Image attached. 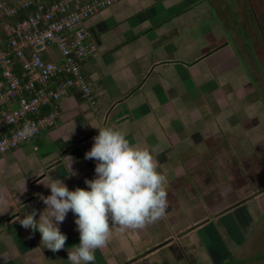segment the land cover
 <instances>
[{"label": "crops", "instance_id": "obj_1", "mask_svg": "<svg viewBox=\"0 0 264 264\" xmlns=\"http://www.w3.org/2000/svg\"><path fill=\"white\" fill-rule=\"evenodd\" d=\"M228 19L233 25L234 18ZM222 20L216 21V0H115L83 21L93 52L82 67L95 102L72 91L58 102L53 128L0 153V264H67V249L79 243L71 212L60 225L65 248L57 252L41 247L39 232L23 229L16 217L43 210L39 194H50L41 183L47 175L69 190L93 178L94 161L84 159L97 135L93 127L116 128L149 148L158 171L178 185L182 162L199 161V155L189 157L190 149H216L208 144L215 143L221 124L232 135L242 127L246 114L236 111L250 102L243 99L250 77L233 69L239 58L217 41ZM40 51L60 59L52 47ZM70 161L76 175L67 174ZM178 187H171L165 214L155 223L124 232L114 228L108 245L96 250V264H264V221L256 216L261 210L264 215V194L239 197L216 215V202L204 205L203 186L194 192L200 200L191 201L184 195L188 189ZM256 227L263 229L259 240L248 241ZM173 242L182 255L197 251L196 244L206 255L201 249L200 257H163Z\"/></svg>", "mask_w": 264, "mask_h": 264}, {"label": "built area", "instance_id": "obj_2", "mask_svg": "<svg viewBox=\"0 0 264 264\" xmlns=\"http://www.w3.org/2000/svg\"><path fill=\"white\" fill-rule=\"evenodd\" d=\"M114 1H0V153L53 128L58 102L72 91L94 104L82 67L93 47L82 23ZM51 47L58 61L40 51Z\"/></svg>", "mask_w": 264, "mask_h": 264}, {"label": "clouds", "instance_id": "obj_3", "mask_svg": "<svg viewBox=\"0 0 264 264\" xmlns=\"http://www.w3.org/2000/svg\"><path fill=\"white\" fill-rule=\"evenodd\" d=\"M93 127V126H92ZM85 160H93L94 176L85 187L69 190L47 175L41 183L50 194H39L43 210L33 208L16 217L25 230L39 232L41 247L57 252L65 248L67 235L60 225L71 212L79 243L67 249V264H96V250L106 247L116 228L120 232L143 229L161 219L168 207L167 177L147 147L137 146L113 127L96 126ZM67 174L76 175L71 170Z\"/></svg>", "mask_w": 264, "mask_h": 264}, {"label": "rangeland", "instance_id": "obj_4", "mask_svg": "<svg viewBox=\"0 0 264 264\" xmlns=\"http://www.w3.org/2000/svg\"><path fill=\"white\" fill-rule=\"evenodd\" d=\"M218 18L223 19L221 22L223 35H221V39L216 37V40L218 39V42L220 40L221 45L227 44L233 55L239 58L237 59L239 64L236 61V66L233 69L237 71L242 69L250 77V80L243 85L247 90L246 97L243 99H249L250 102L248 104L244 102L236 111L238 116L246 114V122L242 120V127L237 128L238 130L233 132V135L224 124H221L219 132L216 133L215 143L208 144L216 149H190L189 157L193 158L195 155H199L197 159L199 161H193L188 166L184 164L185 161L182 162L183 173L176 176L177 179L183 180L179 182V185L172 184L174 180L167 179L168 197L171 187L175 189L174 187L179 186L178 188L188 189V192L184 194L187 199L190 201L193 198L200 200L197 193L194 192L196 187H199L200 192L203 186L204 192L200 193V196L204 198V205L209 206L210 203L216 202V215H219L220 211L225 209L228 204L241 199L245 201V198L252 193L264 194V151H259L255 145L258 143V147L264 148V0H216V21ZM228 18H234L233 25ZM227 27L229 28L227 29ZM222 47L220 46L216 50ZM259 49L261 54L258 53ZM221 54H218L216 59L222 57ZM245 63L248 67L253 65L250 73L248 71L250 68H247ZM224 108L226 111L227 107ZM236 108L234 107V109ZM184 152L187 151L184 150ZM178 157L180 156L178 155ZM170 171L175 176L176 171L174 169H170ZM163 174L167 177L166 173L163 172ZM228 188L234 190H230L232 191L230 193H233L230 197L226 195ZM247 190L250 191L247 193L245 192ZM239 197L242 198L239 199ZM256 216L264 221L262 210L257 212ZM262 231L263 229L256 227L248 241L259 240ZM198 245L196 244L197 251L195 250L186 257H200L199 254L202 253V250L206 255V248L204 249L202 246L199 248ZM174 249L175 253L178 252L180 256L182 255L180 248L177 249L174 245ZM187 249L192 251V247ZM194 264H203V262L199 260Z\"/></svg>", "mask_w": 264, "mask_h": 264}, {"label": "flooded vegetation", "instance_id": "obj_5", "mask_svg": "<svg viewBox=\"0 0 264 264\" xmlns=\"http://www.w3.org/2000/svg\"><path fill=\"white\" fill-rule=\"evenodd\" d=\"M236 40V39H235ZM220 41V40H219ZM220 44V43H219ZM218 45V44H217ZM221 45V44H220ZM237 48V47H236ZM257 50V49H256ZM260 50V49H259ZM258 52V51H257ZM258 53H260L261 54V50L258 52ZM239 55V54H238ZM245 66H246V63L244 64ZM247 68H250V69H248V71H249V73H250V70H251V68L253 67V65H250L249 67L248 66H246ZM242 72H244V71H242ZM245 73V72H244ZM248 73V74H249ZM246 75V74H245ZM248 79V78H247ZM257 149L259 150V151H264V148L263 147H257ZM230 190H232V188H228V192H227V196H232V194L233 193H230V192H232V191H234V190H232V191H230ZM253 194V193H252ZM251 195V194H250ZM235 204V203H234ZM233 204V205H234ZM224 210V209H223ZM223 210H221L222 212H223ZM183 231V230H182ZM181 231V232H182ZM177 245V244H176ZM177 249L178 248H180V247H176ZM166 250L168 251V257H176V256H178V255H176L175 253H173V252H175V249H174V242H173V244L171 245V246H169L168 248H166ZM163 251V250H162ZM141 254V253H140ZM145 254V253H144ZM144 254H142L141 256H138V257H143V256H145ZM156 256L157 257H159L160 255L159 254H156ZM167 256H163V257H167ZM187 255H182V257H186ZM152 257H155V255H153ZM150 260V259H149ZM142 264H152L151 263V261H149L148 262V259H145V260H143L142 261Z\"/></svg>", "mask_w": 264, "mask_h": 264}]
</instances>
